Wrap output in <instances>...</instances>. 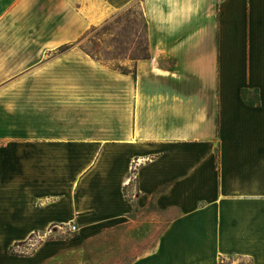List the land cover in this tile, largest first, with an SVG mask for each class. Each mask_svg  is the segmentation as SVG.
Segmentation results:
<instances>
[{
    "label": "crops",
    "instance_id": "obj_1",
    "mask_svg": "<svg viewBox=\"0 0 264 264\" xmlns=\"http://www.w3.org/2000/svg\"><path fill=\"white\" fill-rule=\"evenodd\" d=\"M136 1L135 77L59 51ZM227 261L264 264V0H0V264Z\"/></svg>",
    "mask_w": 264,
    "mask_h": 264
},
{
    "label": "rangeland",
    "instance_id": "obj_2",
    "mask_svg": "<svg viewBox=\"0 0 264 264\" xmlns=\"http://www.w3.org/2000/svg\"><path fill=\"white\" fill-rule=\"evenodd\" d=\"M71 43L72 45L66 50L77 47L83 52H85L84 50L91 51L102 60L97 61L113 69H136L137 61L150 56L141 3L139 1L133 2L129 6L113 13L104 22L89 25L80 32L76 40L67 42V44ZM66 50L59 51L65 52ZM34 239H36V241L34 240L35 247L41 239H38L36 236H34ZM17 249L28 250L24 247ZM239 263L246 264L244 261H240ZM225 264H229V261Z\"/></svg>",
    "mask_w": 264,
    "mask_h": 264
},
{
    "label": "trees",
    "instance_id": "obj_3",
    "mask_svg": "<svg viewBox=\"0 0 264 264\" xmlns=\"http://www.w3.org/2000/svg\"><path fill=\"white\" fill-rule=\"evenodd\" d=\"M72 45V43L71 44H63V45H61V46H59V50H61V51H64V50H66L69 46H71ZM88 55H90L92 58H95L96 60H100V61H102L101 60V58L97 55V54H95V53H93V52H91V51H86V50H84ZM114 69H118V70H120L122 73H126V74H132L134 77H135V74H136V69L134 68L133 70H127V69H121V68H114ZM32 236H33V234H32ZM31 236V237H32ZM24 243L25 242H18V243H15V245L17 246V245H24ZM10 252L12 253V254H19V253H25V251H19V250H16V248L15 247H11L10 248Z\"/></svg>",
    "mask_w": 264,
    "mask_h": 264
},
{
    "label": "built area",
    "instance_id": "obj_4",
    "mask_svg": "<svg viewBox=\"0 0 264 264\" xmlns=\"http://www.w3.org/2000/svg\"><path fill=\"white\" fill-rule=\"evenodd\" d=\"M68 230H69V232H71V233H73V232H76V230H77V226L76 225H74V224H70L69 225V228H68ZM37 233H34V236H36L38 239H42V238H44L46 235H44V234H40V233H38L37 235H36ZM34 236L30 239V241H29V245H32V246H34L35 245V241H36V239H34ZM35 240V241H34ZM38 241V240H37ZM29 247V246H28ZM27 247V248H28ZM15 248L17 249V248H22V246L21 245H17V246H15Z\"/></svg>",
    "mask_w": 264,
    "mask_h": 264
}]
</instances>
